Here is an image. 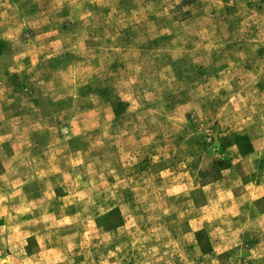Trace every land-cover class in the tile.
Masks as SVG:
<instances>
[{
    "label": "rangeland",
    "instance_id": "1",
    "mask_svg": "<svg viewBox=\"0 0 264 264\" xmlns=\"http://www.w3.org/2000/svg\"><path fill=\"white\" fill-rule=\"evenodd\" d=\"M0 264H264V0H0Z\"/></svg>",
    "mask_w": 264,
    "mask_h": 264
}]
</instances>
